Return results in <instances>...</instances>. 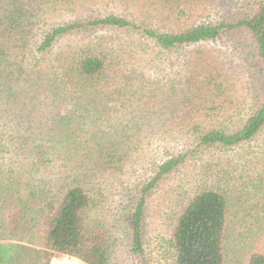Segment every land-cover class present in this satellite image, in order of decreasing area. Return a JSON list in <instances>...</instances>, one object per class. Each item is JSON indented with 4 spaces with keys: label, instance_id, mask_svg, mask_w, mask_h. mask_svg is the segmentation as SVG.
I'll return each mask as SVG.
<instances>
[{
    "label": "trees",
    "instance_id": "trees-1",
    "mask_svg": "<svg viewBox=\"0 0 264 264\" xmlns=\"http://www.w3.org/2000/svg\"><path fill=\"white\" fill-rule=\"evenodd\" d=\"M66 1L0 0L4 8V13L0 11V94L4 113L10 122L21 126L20 131L14 126L11 130L4 121L0 130V144L7 146L3 153L11 161L7 169L11 181L0 193V231L13 226L6 230V236L0 234V264H49L54 254L75 256L87 264H117L107 232L88 223V211L98 209L91 185L99 177L105 178L108 171H122L140 149L118 144L119 128L118 134L107 131L112 111L106 110L104 100L96 101L108 66L105 53L90 43L65 50L59 45L62 39L101 29H129L152 41L160 51L169 52L237 36L240 46L245 45L249 52L245 61L252 72L256 100L252 112L238 125L239 120L232 117H227L229 125L222 123L220 128L207 131L195 125L190 131L194 148L156 161L154 176L135 192V205L124 208L129 210L130 254L146 264L144 222L154 189L195 158L200 149L238 147L264 132V0H250L231 20L175 33L107 14L55 25L35 40V26L44 21L41 12L47 14L45 5L55 7ZM174 1L164 0V4L172 6ZM11 10L21 11L6 16ZM41 104H46L49 112L44 123L36 121L45 119L36 114ZM35 124L40 125V132ZM54 163L59 164L56 191L52 192L54 186H35V179L41 181ZM249 163L253 165L250 183L255 209L250 211L259 215L264 213V151L252 153ZM230 203L225 191L205 186L174 206L169 212L173 215L170 264H236L237 253L246 255L243 264H264V243L257 246L263 237L260 228L253 234L256 246L251 242L240 252L227 248Z\"/></svg>",
    "mask_w": 264,
    "mask_h": 264
},
{
    "label": "rangeland",
    "instance_id": "rangeland-1",
    "mask_svg": "<svg viewBox=\"0 0 264 264\" xmlns=\"http://www.w3.org/2000/svg\"><path fill=\"white\" fill-rule=\"evenodd\" d=\"M249 1L175 0L172 6H168L164 0L155 1V4L153 0H68L55 7L45 5L47 14L41 12L44 21L35 26V40H40L42 34L55 25L107 14L125 17L163 33H175L199 24L231 20ZM0 11L4 13L3 4H0ZM20 11L11 10L5 14L12 17ZM236 37H224L169 52L160 51L152 41L129 29H101L60 41L59 45L65 50L82 48L90 43L105 53L108 66L96 101L99 98L104 100L106 110L112 111L111 127H107V131L116 134L120 131L118 144L140 149L125 162L122 171L113 174L108 171L105 178L99 177L91 185V195L98 201V209L88 211V223L107 232L117 264H140L128 248L126 215L129 210L124 208L135 205V192L154 176L156 161L194 148L190 131H194L195 125L200 131L220 128L222 123H231L227 117H232L235 122L238 119V125L252 112L256 100L254 81L250 77L252 72L245 61L249 52L245 45L240 46ZM1 99L0 94V130L4 121L7 128L12 130L14 126L18 129L21 126L10 122L4 113L6 108ZM45 105L41 104L36 111L37 116L45 119L36 118V121L44 123L48 118ZM37 125L35 127L40 132L42 129ZM6 147L0 144V193L11 181L7 179L11 176L7 170L11 161L9 155L3 153ZM262 151L264 132L254 141L238 147L200 149L195 158L187 160L166 177L154 189L147 203L144 222L146 264H170L173 215L169 212L180 200L205 186L225 191L231 199L228 249H239L240 252L251 246V242L256 246L253 234L257 228L263 234L257 246L264 243V213L258 215L250 211L255 209L252 203L254 189L250 183L254 173L249 160L252 153L261 154ZM59 164L47 168L41 181H38L39 177L35 179V186H54L52 192L56 191L55 186L60 183L55 181ZM88 172L89 169L85 173ZM12 227L3 228L0 234L6 236V230ZM58 255L54 254L49 264ZM234 258L236 264H243L246 255L237 253Z\"/></svg>",
    "mask_w": 264,
    "mask_h": 264
},
{
    "label": "built area",
    "instance_id": "built-area-1",
    "mask_svg": "<svg viewBox=\"0 0 264 264\" xmlns=\"http://www.w3.org/2000/svg\"><path fill=\"white\" fill-rule=\"evenodd\" d=\"M50 264H87V263H85L84 261H82L81 259L75 256L61 254L52 258Z\"/></svg>",
    "mask_w": 264,
    "mask_h": 264
}]
</instances>
